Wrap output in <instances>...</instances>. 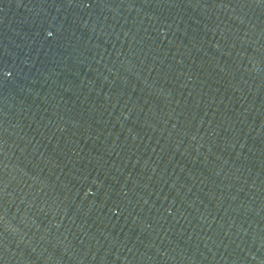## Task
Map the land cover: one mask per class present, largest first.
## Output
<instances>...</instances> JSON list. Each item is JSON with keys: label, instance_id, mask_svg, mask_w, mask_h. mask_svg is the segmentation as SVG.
<instances>
[{"label": "water", "instance_id": "1", "mask_svg": "<svg viewBox=\"0 0 264 264\" xmlns=\"http://www.w3.org/2000/svg\"><path fill=\"white\" fill-rule=\"evenodd\" d=\"M0 264H264V0H0Z\"/></svg>", "mask_w": 264, "mask_h": 264}]
</instances>
